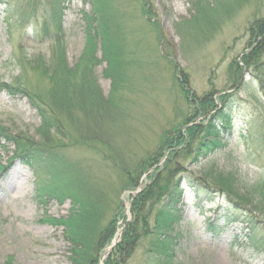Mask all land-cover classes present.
<instances>
[{"label": "rangeland", "instance_id": "obj_1", "mask_svg": "<svg viewBox=\"0 0 264 264\" xmlns=\"http://www.w3.org/2000/svg\"><path fill=\"white\" fill-rule=\"evenodd\" d=\"M13 1L27 5L29 13L34 12V7L35 12L22 26L7 29L4 12L0 9V76L14 87L21 85L44 97L50 81L30 70L23 72L17 59L41 56L50 62L54 42L34 39L40 38L41 12L45 5L43 1ZM146 1L149 14H145L142 0H112L114 8L122 11L118 15V26L122 28L127 74L125 87L119 92L123 95L124 115L117 131L111 133L116 150L127 161L140 162L157 149L162 131L180 124L189 111V103L177 87V82L185 78L186 88L192 95L201 97L210 92L216 97L230 93L233 105L225 112L231 128L221 129L226 146L185 168L197 175L213 169L234 170L248 182H264V152L261 151L264 103L249 72L232 77L239 81L232 90L228 72L231 60L239 61L250 50L247 47L249 27L256 19L264 18V0H243L242 3L220 0L225 8L216 5L215 0H203L202 5L208 2L217 6V11L208 17L218 19V24L205 20L200 8L192 4L197 0ZM234 1L238 5H234ZM91 9L87 0H72L63 11L61 46L69 67L78 62L83 52ZM194 16L201 21L195 29L189 22ZM96 55L100 62L92 73L103 96H108L111 79L103 75L106 62L101 61L99 45ZM200 120L202 118H196L195 122ZM40 124L41 117L29 96L20 91H0L1 126L12 134L21 132L40 140L37 132ZM13 148L5 141L0 143V166H4L0 170V264H72L62 227L41 222L43 217H67L69 200L59 204L55 199H39L32 169L17 160L10 161ZM62 150L67 159L91 167L92 176L98 182L105 176L113 183L111 197L120 200L122 205L123 217L117 222V231L120 230L122 222L131 218L129 210L135 191H119L114 172L108 168L110 162H101L93 149L74 146ZM105 151L108 153L107 149ZM164 160L165 155L157 166ZM145 177L146 174L139 181L140 189L147 183ZM180 204L182 220L178 226L180 236L175 256L181 264H264V256L247 242V231L238 224L229 225L217 235L205 231L204 223L213 217L214 203L203 205L200 211L194 205L191 189L185 187ZM109 216L110 212L105 217ZM137 261L138 258L134 264Z\"/></svg>", "mask_w": 264, "mask_h": 264}, {"label": "trees", "instance_id": "obj_2", "mask_svg": "<svg viewBox=\"0 0 264 264\" xmlns=\"http://www.w3.org/2000/svg\"><path fill=\"white\" fill-rule=\"evenodd\" d=\"M35 1H43L45 6L41 12L40 38L34 39L54 42L52 58L48 62L41 56L18 57L16 62L23 72L30 70L47 78L50 86L43 97L31 89H23L20 84L14 87L0 76V91H20L29 96L41 117L37 131L40 140L21 132L12 134L0 125V143L13 145L10 161L17 160L32 169L39 199L45 201L47 197L59 204L69 200L67 217H43L41 222L62 227L63 237L70 246L71 263L134 264L138 258L137 264H181L176 260L175 247L180 236V200L184 186L192 190L194 205L200 211L207 203L215 204L213 217L204 223L206 232L217 235L229 225L238 224L247 231V242L264 256V182H248L234 170L213 169L197 175L185 168L226 146L221 129L231 128L229 116L225 115L226 110L233 107L230 93L221 90L222 94L216 97L210 92L197 97L186 88L185 78L177 82L189 103V111L180 124L162 131L157 149L144 160L127 161L112 140L124 115L123 95L119 92L127 81L122 28L118 26V15L122 11L114 8L112 0H87L92 9L86 22L85 46L78 62L69 67L64 60L61 34L62 14L72 0ZM215 1L216 5L224 7L220 0ZM237 1L242 3L243 0ZM203 2L197 0L192 4L200 8L205 20L218 24V19L208 17L217 11V6L208 2L202 5ZM147 3L142 0L145 14H149ZM236 3L234 1V5ZM0 9L4 12L7 29L22 26L35 12L34 7V12L29 13L27 5H18L13 0H0ZM189 22L194 29L201 24L198 16ZM98 45L101 61L106 62L103 75L111 79L108 96H103L92 73L100 62L96 55ZM247 47L250 50L239 61L232 59L229 63L231 90L236 89L239 82L232 77L249 72L264 103V18L251 23ZM174 67L176 70L177 66ZM199 117L202 120L195 122ZM74 146L91 148L101 162H110L108 168L114 172L119 191H137L141 177L146 174L147 183L131 197V218L122 222L118 240L105 257L117 233L118 219L123 217L121 201L111 197L113 183L105 176L98 182L92 176L91 167H83L64 156L62 149ZM261 151L264 152V143ZM163 155L165 160L157 166ZM2 169L4 166H0ZM149 169L153 171L147 174ZM108 212L110 216L105 217Z\"/></svg>", "mask_w": 264, "mask_h": 264}, {"label": "water", "instance_id": "obj_3", "mask_svg": "<svg viewBox=\"0 0 264 264\" xmlns=\"http://www.w3.org/2000/svg\"><path fill=\"white\" fill-rule=\"evenodd\" d=\"M140 190V189H139ZM116 243V239H114L113 241H112V244H111V246L108 248V251L112 248V246L114 245ZM108 251H107V253H108ZM106 253V254H107Z\"/></svg>", "mask_w": 264, "mask_h": 264}]
</instances>
